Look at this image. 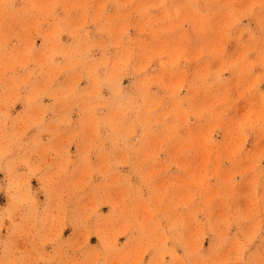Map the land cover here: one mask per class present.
Listing matches in <instances>:
<instances>
[{
    "label": "rangeland",
    "instance_id": "rangeland-1",
    "mask_svg": "<svg viewBox=\"0 0 264 264\" xmlns=\"http://www.w3.org/2000/svg\"><path fill=\"white\" fill-rule=\"evenodd\" d=\"M0 264H264V0H0Z\"/></svg>",
    "mask_w": 264,
    "mask_h": 264
}]
</instances>
